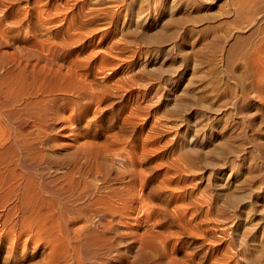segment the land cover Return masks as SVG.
<instances>
[{"label": "rangeland", "instance_id": "374dc122", "mask_svg": "<svg viewBox=\"0 0 264 264\" xmlns=\"http://www.w3.org/2000/svg\"><path fill=\"white\" fill-rule=\"evenodd\" d=\"M120 1L123 2V5ZM115 2L118 5L119 3L121 4L118 6ZM253 2L254 5L251 3L250 5L255 9L253 7L250 8L248 3H242L241 0H0V31L11 29L12 27H10V24H6L7 21L4 20L3 15H21L23 17L33 14L34 18L39 15H44L43 18L50 17L54 19H50L51 24L48 26L50 31L46 33L49 37L51 34L52 37H56L53 39L54 41L60 38L67 29L72 32L74 28L76 31L78 28L80 30L84 29L83 31L78 30L80 33L77 31V33H79L78 35L81 34L80 36L85 38L79 44L73 45L74 47L72 46L71 48H58L60 51L58 50V54H54L56 59L54 68L60 69L62 73L67 67L68 70L70 69L69 71H73L74 69L70 66L79 65V62H81L80 65L77 66L82 69L84 68V70L79 68L80 70L78 69L77 71H79V74L83 71L87 74L86 75L84 72L81 74L83 76L86 75V78H84L87 82L85 83V80L81 77H78L81 79H77L76 72H72V75L67 70L68 73L66 71L63 73L66 79L63 76L60 80L53 79L52 81L51 79L47 86V92L50 91L46 93V98L48 97L47 101H51H48L49 105H51L50 107L59 109V111H64L67 104V97H70V95L72 97L73 95L84 92L82 89H85V85L80 83L83 81L86 85H91L92 81L94 84L91 85L94 88L92 91H95L97 94L99 91L105 90L106 84L113 86L112 90L115 85L118 87H115V91H112V93L118 94V97L113 96L111 98L112 102L114 101L112 103L113 105H108L111 108L101 107L102 111L100 113L102 117L100 116L98 120L100 121V129L106 131L104 132L102 130V132L105 134L107 133V135L108 132L118 129L117 134L121 136L123 133L121 132V128H119L122 126L121 124H124L123 127L127 125L131 130L134 128L130 136H126L124 133L125 136L122 134L123 136L121 137H129V141L122 144H126L125 146L121 144L118 146V149L126 147L124 148L126 151L124 149H122L123 151H121V149L118 150L117 152L120 158H118L116 164L114 163V173L116 172L115 175L117 174V176H119V180L117 181L119 186L116 184V187L120 189L123 186V188L128 190L121 188L120 191H128L126 193L127 196H133L132 206L135 209V214H133L132 219L127 221H130V224L132 223L130 227L134 225L131 229H133L137 235H141L145 232L157 233V231L163 233L165 229V234L171 231L175 232L177 229L179 230L176 225H172L173 227L170 226L171 228H161L157 221H155V224L153 223L154 220H152L151 217L149 219L153 222L151 220L150 222L147 213L139 204L141 197H144V193L145 196L147 193L149 194V192L146 191L150 189V186L152 188L155 186V188L151 189L153 191L155 190L154 192L157 195H173L172 200L174 204L179 206V209L182 210L185 215L187 214V219L191 220L193 224L195 223L194 225L192 224L193 227H200V229H196V231L199 230L196 243H208L206 241L214 243H212L211 246L214 256L205 264H247V261H245L244 257L241 255L244 250L243 234L252 236L255 232L254 228L260 224L263 215L260 211L263 208L264 193H253V201L249 200L248 193L250 192V184L248 180H253L258 186L264 181V164L255 161L254 152L256 146L255 140L264 142V123L259 127L261 124L260 122L264 121V95L261 97L263 101L260 98L254 99L259 110H257V108L256 110L252 109V113L255 114L254 120H256L254 123L256 124L252 128H248V125L244 122L240 112L237 110L235 99L229 90L230 87H233V82L231 80L232 77L230 75L229 66H227V55H225V52L228 53L229 51L227 49L232 48V43H234L233 40H236L237 37L245 38L246 36L248 37V35L253 36L252 40L249 39V44L252 43V41L258 43L260 40L257 44V48L253 49L247 45V47H242L243 49H240L241 47L237 48L238 50L235 52V57L237 55L239 56L236 57L235 60L233 59V62L236 61L237 73L244 75L241 76V78L248 77L253 84L258 85L260 88H264V15H255V18H253V20H255L253 21V26H256L258 31L255 33L256 35H252L251 28L240 31L241 29L239 26L243 24L246 18H251L252 15H246L248 14L249 8L252 11L251 13H260L261 9L264 8V3L260 2V0H253ZM241 6H243V8ZM54 7L56 9L59 8V10H57L58 12H55L56 9ZM245 7L246 9L248 7V9L246 10ZM103 8L104 10H102ZM89 10H91L92 13ZM112 10H114L115 13ZM60 11H62V13ZM103 11L105 14H103ZM118 11H120V13ZM262 11L264 12V9ZM56 13L63 14L64 16ZM54 15H57V17ZM238 15H240V19ZM24 26L26 27V24H24ZM71 27L74 28L71 30ZM24 28H21L20 35L25 38L27 34L28 36L26 39L31 43L30 45L35 48L34 50H40L38 52L42 51L43 53L45 50L42 49L44 47L41 46V42L48 40V37L44 35L45 38L44 36L41 38L42 36L38 35L39 32L35 31V28L32 26L28 27L31 31L27 29V27ZM51 28H53V30ZM35 32H37V35H35ZM33 37L34 41L32 40ZM35 45H39V47L36 46L38 50ZM251 48L253 50H251ZM5 50L7 52L11 51L7 48H5ZM239 50L243 51L240 52ZM46 52L47 51H45V53ZM50 53L53 52L49 51L46 54L50 55ZM92 53H95V56L92 55ZM82 54L85 55V57L88 54L90 56L89 58L87 56L88 59H86ZM240 56L245 59L243 58L240 60ZM76 57H78V59L80 57L79 60H81V58L84 59L79 61ZM99 63H101V65ZM67 64L68 66L66 67ZM90 64L92 65L90 66ZM102 64H105L104 66L106 67ZM95 65H97L96 68L98 71L95 69ZM101 66L102 68H100ZM78 67L75 66L74 68L77 69ZM103 69L104 72L102 71ZM217 70L219 71L218 76ZM101 71L102 74L105 73L106 76H104V74L102 76ZM98 75H101V77ZM70 77L72 80L68 79ZM213 78L217 79L214 80ZM62 79L64 82L67 81L65 84H68V86L65 84L63 85L64 82H61ZM99 80L103 82V85L100 84V82L98 83ZM53 83L55 85L57 83L56 87H58L56 88ZM96 83L102 85V90L100 85H95ZM80 84L81 86L83 85V88L81 87L79 91L77 88L80 87ZM61 85H63V90L60 88ZM118 85L120 87L122 86V89H120ZM73 86H75L73 89L74 91L72 90ZM64 87H66V91ZM67 88H69V90ZM87 89L90 90L88 87L86 90ZM75 90L79 93H76ZM69 91L71 92L69 93ZM120 92L123 94L120 95ZM224 93H228L227 98L224 97ZM51 96L55 99H52ZM103 96H108V94L106 93ZM93 105L95 107V104ZM132 109L133 111H131ZM135 110L137 112H135ZM129 112L133 114V116ZM138 113L140 115H138ZM126 114L129 115V118ZM135 115L138 116L134 117ZM211 116L212 118H210ZM123 117L125 118L126 124L123 122ZM111 118H113L114 121ZM120 120L123 121L120 122ZM127 120H132V126L130 122H128V125ZM107 121H109L108 125ZM116 122H120V126ZM113 125L115 126L111 127ZM107 126L110 129L107 128ZM225 126H228L229 129L227 133L229 144L231 143L238 146L241 152L240 155L230 153L229 148L228 152L224 150L214 151L213 153L207 152L208 147L206 143L209 140L215 141L218 137L217 134ZM115 131L112 132L116 133ZM145 132L147 135H144ZM139 135L146 136L144 137L145 140ZM58 136L56 142H59V140L64 141L72 136L74 137V135L71 136V134L66 131H61ZM139 137H141L143 141ZM104 140L103 138L102 140L98 139L99 142L103 141L105 144L107 140ZM130 140H132V142H130ZM137 140L140 141L138 142ZM109 143L110 142L107 144ZM140 144L144 147L141 148ZM139 146L143 150V154ZM134 147H136L137 150ZM60 149L62 148L58 147L55 152L58 153ZM138 151L141 152L142 158L139 157L141 155ZM121 153L122 157L120 156ZM123 154L126 156H123ZM57 155L59 156L60 154ZM69 155L73 156L74 151L69 153ZM131 156H136L134 159L138 158L137 161L131 159L133 158ZM143 157L146 158L147 162ZM124 158L128 160L126 161ZM141 159L144 160L142 161ZM138 160L140 162H138ZM117 162H120V164ZM122 162L126 163V167L123 166L124 163ZM134 162L138 164L135 163L134 165ZM138 165H141L142 171L144 169L146 176L145 174L143 175L141 171L137 173L138 171L136 169H140ZM128 166H133V168H131L132 170L129 171L127 168ZM134 168L137 172L134 171ZM143 176L146 177V180ZM141 180H144L143 183L140 182ZM145 181H147V185H145ZM160 184L166 187L164 188L165 191L164 189L160 190V188H163L161 186L159 187ZM168 184L171 187L167 189ZM134 186L137 187L135 188ZM157 187L160 191L156 190ZM146 188L148 190H146ZM133 191L136 194H134ZM136 195L141 197L139 198ZM177 202L179 204H177ZM181 203L182 205H180ZM140 212L143 215H141ZM260 235L261 233H259V236ZM135 236L136 235H134V237ZM207 237L210 240H207ZM185 240L187 241V239L182 238V240L178 241V247L182 245V247L180 246L181 253L177 254L179 257H184L185 251H189L185 244ZM174 241L175 239L173 242ZM181 242H183L184 245ZM160 245L158 247L159 252L161 249ZM159 252L155 250L150 251L149 264H153L158 260V256H160L158 255ZM229 255L233 258L229 259L227 257ZM214 257L219 259L217 263L216 260L213 259ZM189 261L192 264H203L197 263V258L189 259Z\"/></svg>", "mask_w": 264, "mask_h": 264}, {"label": "bare ground", "instance_id": "6f19581e", "mask_svg": "<svg viewBox=\"0 0 264 264\" xmlns=\"http://www.w3.org/2000/svg\"><path fill=\"white\" fill-rule=\"evenodd\" d=\"M241 1L242 3H248L250 8L253 7L250 5V3L254 5L253 0H241ZM260 2L264 3V1L262 0H260ZM120 4L121 3H119V5ZM116 5L118 4L116 3ZM241 7L243 8V6ZM250 8L248 14L246 15H252V16L251 18L249 17V19L244 17L246 18L245 21L243 22V24L239 25L241 29L240 31L251 28L252 35L253 34L256 35L255 33L258 31L256 26H253V21H255L253 20V18H255V15L258 16L264 15V12L262 11L264 8L261 9L260 13H254V12L251 13L252 11L250 10ZM57 10H59V8L56 9L55 12H58ZM102 10H104V8ZM89 11L91 12V10ZM112 11L114 12V10ZM60 12L62 13V11ZM108 12L110 14L109 10ZM118 12L120 13V11ZM56 14H60V13H56ZM103 14H105V12ZM33 15H25L23 17L21 15H3L4 20L7 21L6 24L8 25L10 24V27L11 26L12 27L11 29L0 31V264H149L148 261L150 259V255H149L150 251L155 250L156 252H159L158 247L160 244H161L160 245L161 249L160 252L158 253V255L160 256H158V260L153 264H192L190 262L191 260L189 261V259H193V258H197V263L198 262L203 264L207 263V261L214 256V252L211 247L213 242L211 243L210 241H206L208 243L202 242L200 244H197L196 237L198 236L199 230L196 231V229L198 227L196 228L193 227L195 223L193 224L191 220L187 219L186 217L187 214L185 215L183 211L179 209V206L174 204V201L172 200L173 195L169 196L167 194H161L160 192L159 193L161 195H157L154 192L155 190L154 191L152 190L153 188H155V186H153V188L151 186L149 187V183H148V187L150 188L149 189L150 191L146 188V190H148L146 192H149V194L147 193L148 195L146 194L145 196L144 193L143 196L145 198L136 195L139 198L141 197V201H139V198L138 201L139 204L141 205V208L147 213L148 219L151 217V219L154 220V222L151 219H149V221L151 220L154 224L155 221H157L158 225L161 228L176 225L177 228H179V230L177 229V231L175 232L171 231L167 234H165L164 232L166 229L163 231V233L157 231V233L145 232L141 234L140 232L137 231L139 234H141V235H137L135 234L133 229H131L134 227V225H132L133 227L132 226L130 227L132 223L130 224V221L127 220L132 219L133 214H135L134 212L135 209L132 206L133 196L128 197L126 194L128 191L127 192L125 191L128 189L123 188V186L121 187L122 189H125L123 191H120L121 188L118 189V187H116L117 181L119 180V176H117V174L115 175L116 172L114 173L115 171L114 163L116 164V161L118 160V158H120L117 151L120 149L121 151H123L122 149L126 148V147L124 148L122 147L118 149L119 148L118 146H120V144L122 145L129 141L128 140L129 137L128 138L124 137L126 139L125 140L121 136H123L124 134L126 136H130L134 128L131 130V128H128L127 125L123 127L124 124L120 123L123 120H120L119 123L122 126L119 128H121V132H123L124 134L122 133L123 135L121 134V136L117 134L118 133L117 132L118 129H117L116 131L112 130L115 131L116 133L110 131L108 132L107 135V133L106 134L104 133L106 131L100 129L99 127L100 121L98 120V118L101 116L100 113L102 111L101 107L102 108L110 107L111 106L110 104L114 102V101L112 102L111 98L113 96H117L118 94L114 92L112 93V91L115 89V87L116 88L118 87L115 85L114 89L112 90L113 86L110 85L111 86L110 87L108 84H106L107 86L103 91L102 90L103 82H100L99 80L98 83L100 82V84L102 85L98 83H96L95 85H100L102 91L100 92L99 89L98 90L99 92L97 94L95 93V91H92L94 89L91 86L93 84L92 81H91L92 83L91 85L85 84L87 82L85 80L86 78L85 76L87 74L83 71L86 74L85 76H83L81 75L83 74V72L82 73L80 72L79 74V71H77L80 68L78 66L80 65L81 62H79V65L76 62V64L78 65V66L75 65L76 67H78L77 69L74 68L75 67L74 65L70 66L75 71L73 69H71L73 71H69L70 69L68 70L67 67L68 64H67L66 65L67 68L66 67L65 68L67 71H69V73L72 74V72L73 73L76 72L75 74L77 76L76 77L77 79L83 78L85 80V83H83L84 81L80 82L83 85H85L84 87L85 89H82L84 92L78 95H73L72 97L71 95L70 97H67V104L64 111H59V109H54V107L53 108L50 107L51 105H49L48 103V101L50 100L47 101L48 97L46 98L47 95L46 93H49L50 91L49 90L47 92L48 83L49 81H51V79L52 81L53 79L60 80V78L64 77L63 73L66 71L64 69L62 73L60 69L54 68L56 62L55 55L58 54V50L60 51V49L58 48L61 49L71 48L73 45L79 44L83 39H85L84 37L80 36L81 34L78 35L80 33L79 31H83L84 29L80 30L78 28L79 31L78 30L77 31L79 33H77L75 28L71 27V30L72 28H74L75 32L74 31L72 32L67 29L65 32H63V35H61L60 38L54 41L53 39H55L56 37L55 38L52 37L51 36L52 34L51 35L49 34L51 38L47 36L48 34L46 35V33H49L48 31H50L49 30L50 28L48 26L51 24V20L54 19L50 17L43 18L44 15L42 16L39 15L37 16L38 18L37 17L34 18ZM243 15L245 16L244 13ZM45 16H50V15H45ZM54 16L57 17V15ZM239 16L240 15H238V17ZM24 24H26L27 29H29L28 27L31 26L35 28V31L39 32L38 35L42 36L41 38H43V36L46 35L48 37V40H45V42L44 41L41 42V46L45 48L42 49L47 52L52 51L53 53H50L49 55L46 54L47 52L45 53V51L43 53L42 51L38 52L40 51L37 48L40 45L39 41H38L39 45L38 46L35 45V47L37 46L36 48L38 51L34 50L35 48L32 45H30L31 43L28 42V40L26 39L28 35L26 34L25 38L20 35L21 28L25 27ZM51 29L53 30V28ZM35 33H36L35 35H37V32ZM85 34L87 35L86 32ZM34 37L32 38V40L34 39ZM246 37L245 38L237 37L236 40L234 39L233 40L234 43H232V48L227 49L229 51L228 53L225 52L226 53L225 55H227V60H228L227 66H229L230 75L232 77L231 80L233 82V87H230L229 90L231 91V94L235 99V106L237 110L240 112L242 119L244 120V122H246L248 128H252L256 124L254 123V121H256L254 120L255 114L252 113V109L256 110L257 108L254 99L260 98L262 100L261 97L264 95V88L263 87L260 88L258 85L253 84V82H251L248 77L241 78V76L244 75L237 73L236 65H235L236 61L233 62V59L235 60L236 57L239 56L237 55L235 57V52H237L238 50L237 48L241 47L240 49H243L246 45L252 47L253 49L258 47L257 44L260 42V40L258 41V43L256 42L254 43L252 41V43L249 44L248 43L249 39L252 40L253 36L248 35V37L247 38ZM5 48L10 49L11 51L7 52ZM252 48L251 50H253ZM242 51L243 50H241L240 52ZM94 54L95 53H92V55ZM83 56L85 57V55ZM87 56L89 58L90 55L88 54ZM87 56L85 57L86 59H88ZM76 58L78 59V57ZM243 58H241L240 56V60ZM82 59L84 58H81V60ZM101 63L99 64L101 65ZM91 65L92 64H90V66ZM96 66L97 65H95V69H97ZM100 68H102V66ZM104 69L102 70L103 72ZM82 70H84V68ZM218 70H217V76L219 72ZM103 74L104 76H106L105 73ZM98 76L101 77V75ZM68 79L72 80L71 77ZM62 81L63 79L61 80V82ZM65 83H67V81H65L63 85ZM63 85H61L60 87L62 90H63L62 88ZM83 85L81 86L80 84V87L77 89H79L80 91L81 87L83 88ZM66 86H68V84ZM86 86L90 90L88 89L86 90L87 88ZM74 87L75 86L72 87V90L74 89ZM121 87L120 89H122ZM64 88L66 91V87ZM67 89L69 90V88ZM51 90L55 91L53 89ZM70 92L71 91H69V93ZM76 93L79 92L76 91ZM106 93L108 94V96L104 97L103 95H105ZM122 94L123 93H121L120 95ZM51 97L52 99L54 98L53 96ZM224 97L227 98L228 93H224ZM93 104H95V107ZM257 110L259 109L257 108ZM131 111H133V109ZM135 112L137 111L135 110ZM129 115L126 114L128 118ZM131 115L133 116V114ZM138 115L140 114L138 113ZM137 116L135 115L134 117ZM210 118H212V116ZM111 119L113 120V118ZM131 121L132 120H127V123L130 122L132 126ZM108 122L109 121H107V125ZM123 122H125V118ZM119 123L117 124L119 125ZM260 123H261L260 125L258 124L259 127L263 125L262 123H264V121H261ZM114 126L115 125L111 127ZM107 128L109 127L107 126ZM102 130L104 132H102ZM228 130H229L228 126L223 127L217 134L218 137L215 141L209 140L206 143V146L208 147L207 152L213 153L214 151H218V150H224L228 152V148H229L230 153H234L236 155L241 154L238 146H235L234 144L231 143L229 144L227 138ZM61 131L64 132L66 131L69 134H71V136L74 135L75 138L72 136L73 138L69 137L64 141L59 140V142H56L57 138L59 137L58 135H60ZM144 135H147L146 132ZM144 135L143 136L139 135V136L144 138L146 137ZM102 138L107 140V141L104 140L105 144L103 141L100 142L98 141V139L102 140ZM132 140H130V142H132ZM108 142H110L111 144L110 143L107 144ZM255 142H256V146L254 150L255 161L259 163L262 162V164H264V142H260L257 140H255ZM141 145L142 144H140V146ZM58 147L62 149H60V151L58 150V153H56L55 151L57 150ZM143 147L144 146H141V148ZM134 148L136 149V147ZM124 150L126 151V149ZM72 151H74V155L70 156L69 153H71ZM143 153L144 152L142 150V154ZM57 154L60 155L58 156ZM125 154H123V156L129 155L128 153L126 155ZM120 156L122 157V153L120 154ZM131 157H133L131 159H134L136 156L135 157L131 156ZM139 157L142 158V155ZM137 159L134 160L137 161ZM144 159L147 162L146 158ZM139 160L138 162H140ZM117 163L120 164V162ZM135 163L137 162H134L133 164L135 165ZM125 164L126 163H124L123 166H125ZM138 166L140 167L141 165ZM127 168L130 171L132 170L131 168H133V166L131 167L128 166ZM138 169L139 168L136 169L138 172L135 170V168L134 171H136L137 173L141 171L143 172V175L145 174L144 169L142 171V167H140L141 170ZM143 178L145 179L146 177L143 176ZM143 181L141 180L140 182L143 183ZM147 181H145L146 183L144 182L145 185H147ZM248 183L250 184L249 185L250 192L248 193L249 200H252L253 193H257V194L264 193V181L259 186L256 185V183L253 180H248ZM117 186L119 185L117 184ZM160 186L161 184L159 185V187ZM134 187L136 188L137 186ZM169 187L171 186H169L168 184L167 189ZM164 188L166 187L160 188V190ZM156 190H159V188L157 187ZM182 203L180 205H182ZM177 204L179 203L177 202ZM262 207L263 208L260 212H262L263 215L260 220V224H258V226L254 228L255 232L252 234V236H250L249 234H243L244 250L241 253V255L244 257L245 261H247V264H264V203ZM146 213L145 216L147 217ZM141 215L143 214L141 213ZM198 229H200V227ZM259 233H261L260 236ZM134 235L136 236L134 237ZM182 238L187 239V241L185 240L186 241L185 244L189 249V251L187 252L185 251V254L183 253L184 257L183 256L179 257L177 256V254L181 253L180 248L182 247V245H180L181 247L180 246L178 247V243H179L178 241L182 240ZM172 239L173 240L175 239V241L173 242ZM208 239L209 238L207 237V240ZM230 255L227 257L229 259H232L233 257ZM213 259L216 260V263L219 260L215 257Z\"/></svg>", "mask_w": 264, "mask_h": 264}]
</instances>
